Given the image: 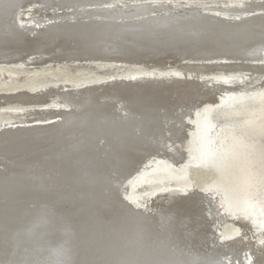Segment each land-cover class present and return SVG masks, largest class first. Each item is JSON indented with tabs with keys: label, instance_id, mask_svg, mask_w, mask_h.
<instances>
[{
	"label": "bare ground",
	"instance_id": "bare-ground-1",
	"mask_svg": "<svg viewBox=\"0 0 264 264\" xmlns=\"http://www.w3.org/2000/svg\"><path fill=\"white\" fill-rule=\"evenodd\" d=\"M51 1L55 2L0 0V48L17 54L5 58L16 65L15 70L7 71L19 80L29 75L34 64L42 68L45 63L78 62L79 70L101 71L88 77L87 85L78 82L75 89L69 88L75 85L72 79L63 76L50 80L53 85L40 92L19 87L0 92V100L9 108L47 106L50 97L70 104L66 108L57 99L50 108L21 111L24 115L13 125H0V162L7 166L6 171H0V240L5 242L0 254L8 257L0 264L34 263L39 252L47 248L44 234L48 241L71 235L76 250L71 264H241L237 254L245 249L251 250L250 264H264L262 239L250 242L242 232L257 222L251 197H238L237 193L226 197L233 199L235 221H228L224 230L228 238L220 242L221 234L217 236L214 229L222 218L211 205L213 194L202 187L178 188L185 182L166 181V177H179L185 169L183 163L195 155L202 122L196 120V113L202 118L209 108L221 104L218 96L225 86L236 87L245 81L242 77L258 74L261 82L252 98L263 107L249 115L251 118L258 113L244 127L221 129L224 141L230 143L227 148L234 150L232 159L220 171L209 174L217 173L219 180L238 175L234 177L238 183L256 181L255 171L249 169L250 155L241 149L235 152L242 141L234 133L242 129L259 135L264 124V50L256 47L262 54L258 61L251 54L258 51L252 45L264 43V0H154L133 4L129 3L134 0H73L70 4L83 1L81 4L94 6L97 13L79 12L66 23L37 30L43 12L34 7ZM24 2L33 6L28 17H12L19 15ZM220 4L225 7L220 9ZM229 11L235 12L233 18ZM241 15V19L236 18ZM24 28L33 31L25 34ZM30 55L33 57L27 60ZM216 59L220 61L213 62ZM83 61L98 63H79ZM236 63L252 69H241V79L228 83L226 72L238 67ZM136 64L138 69L118 72ZM152 68L160 74L137 72ZM168 69L174 74H161ZM189 70L221 74L225 81L209 84L200 75H187ZM36 71L40 72L36 75L49 73L43 68ZM58 79L66 83L59 85ZM100 98L121 102L129 112L116 114L118 105H108L110 101L101 104ZM246 99L228 100L224 96L221 100L228 102L232 111L244 108L247 112L250 104ZM112 111L119 117L117 122ZM34 113L41 116L25 117ZM53 115L59 117L53 120ZM9 118L13 117L3 120ZM160 157L167 158L168 163L152 169L142 166L148 159L159 163ZM141 166L138 181H142L130 185L133 181L129 176ZM244 173L246 179H241ZM170 185L172 188L160 190ZM134 187L140 188L139 202L131 199ZM57 228L61 235H56ZM8 234L15 238L8 239ZM20 242L28 247L25 255L16 248Z\"/></svg>",
	"mask_w": 264,
	"mask_h": 264
},
{
	"label": "rangeland",
	"instance_id": "rangeland-1",
	"mask_svg": "<svg viewBox=\"0 0 264 264\" xmlns=\"http://www.w3.org/2000/svg\"><path fill=\"white\" fill-rule=\"evenodd\" d=\"M62 1L61 0H59V1L55 0L56 5L54 4L55 2H52V1L51 2H44V3L42 2V3H39V5L34 7V9L36 8V10L38 8V10L41 13L43 12L41 14L40 19L38 20V23H37V26H38V28L36 27L37 30L43 29V27L45 29L47 27L55 26V25H58L61 23L62 24L66 23L67 21H69L70 18L76 17L79 14V12H83V13L89 12V14H96L97 13V11H94V9H93L94 6H92L88 3L87 4H81V2H83V1H77V2H79V4H70L71 1L73 2V0H65V2H64V0H62ZM150 1L153 2L154 0H138V1L134 0V1L130 2L129 4L139 3V2L150 3ZM156 1L163 2L162 0H156ZM164 1H166V0H164ZM169 1L172 3L173 2L175 3V2L181 1V0H169ZM169 1H167L166 4H168ZM202 1H208V0H202ZM74 2H75V0H74ZM58 3H59V6H58ZM40 4L42 5L43 9H42ZM152 4H154V3H152ZM46 6H48V7H46ZM49 6L51 7V9ZM104 6H106V5H104ZM208 6H212V5L209 4ZM215 7H219V4H217ZM224 7L225 6H223V8ZM32 8H33L32 3L27 4L26 2H24L19 7V10H18V12H20V13H18L19 15L13 14L12 17H15V15L18 19H21L20 18L21 16H24V18L28 17L27 13H29V11ZM46 8L49 10L47 11ZM223 8H222V5L220 4V9H223ZM55 11H57L58 13ZM229 13H230V16L233 18L235 12L229 11ZM47 14H48V16H47ZM240 17H242V15L238 16L236 18L241 19ZM43 20H45V21H43ZM53 22H54V24H53ZM41 23H43V24H41ZM45 23H46V25H45ZM39 27H40V29H39ZM28 28H24L25 30H22V32L25 34H31V32L33 31V28H31L27 31ZM30 30H32V31H30ZM261 46L264 47V43L261 44ZM261 46L260 45H254V46L252 45L251 48L257 47L258 49L260 48L259 50H264V48H261ZM259 50L258 51L255 50V52L251 51V54H255L257 56V58H259V59H257L255 57V60H257V61L261 59L260 55H262L261 51L259 52ZM8 54H10V55L7 56ZM11 54H13V56H11ZM15 55H17V54L12 53V50H8V48H6V47L0 48V57H1L0 58V62H1L0 63V69L3 70L1 72V76H0V80H2L0 83L1 84L0 85V92L11 91V89L15 88V87L25 89L26 91L31 90L32 92H35V91L40 92V90L44 89L46 86L53 85V83H51L50 80H54L56 78H61L63 76H66V78L72 79L71 80L72 84L73 85L75 84V85L72 87H69V88L75 89V88L79 87L78 82H81L82 84L85 83V85H87V83L88 84L90 83V79H88V77L98 76L99 74H97V73L101 71L100 70V71L96 72L95 70H90V69L86 70V71L85 70H79V68L77 67L78 62H74V63L64 62V63L57 64V65L45 63L44 64L45 66L42 67L43 71H45L47 73L49 72V73L48 74H42L41 73L42 75H36L35 73H40V72H37L36 70H38V71L42 70V68L40 67L42 65L34 64L33 66H35V68L33 67V69L30 70L29 75L19 80L18 76L16 77L11 72L7 71V70H11V69L15 70L16 65H15L14 61L5 59L6 57L12 58ZM225 56H226V58H229V57H227V54ZM228 56H229V54H228ZM32 57H33V55H30V56H27L26 59L28 60V59H31ZM226 58H225V61L227 60ZM216 61H217V59L213 60V62H216ZM218 61H220V60H218ZM261 61H264V58ZM261 61H259V62H261ZM18 62H20V61H18ZM236 62H238V63L242 62V64H244L245 60L244 61H241V60L238 61L237 60ZM79 63L83 64L85 62L83 61V62H79ZM97 63L98 62H87L85 64L96 66ZM112 63H114V62H112ZM238 63H236L238 67H235V68L230 67L229 71L226 72L228 74V76H227L228 78L226 79V81L228 83L236 82V81L241 79L240 76L243 75L241 73L242 71H240L241 69L242 70L252 69L250 67H244V68L242 67L241 68L240 64L238 65ZM3 64H5V66H3ZM53 64H55V63H53ZM214 65H217V64H214ZM30 66H32V65H30ZM129 66L130 67H126V66L122 67L121 69L118 70V72H124V71L126 72L127 68H128V70H130V68H131V70H133V69H138L140 67V65H138V64L132 65V66L129 65ZM135 66H137V67L135 68ZM230 66H232V65H230ZM61 67L63 68L62 71L59 70ZM96 70H98V69H96ZM102 70H104V69H102ZM168 70L169 71L161 72V74L162 75H167V74L173 75L174 74V70H172V69H168ZM189 71H186L187 75L191 74L190 76H196V77L200 75L199 77H202L205 80L210 81V82H208L209 84L212 83L214 85H217L218 83L225 81L220 76L221 74H219V76H215V74H212V75L204 74V73L198 74L194 70H192L190 72ZM193 71H194V73H193ZM137 72L141 73V74H148V75L155 74L154 72H157V74H160L154 68L150 69L149 71L145 70V71L141 72L138 70ZM258 77H260L258 74H251V75L249 74L244 78L242 77V80H245L242 84H238V86L231 87L229 89H227L225 86L224 89H226V90L222 91L221 95L218 96V101L221 104H217V105H214L213 107L209 108L208 111L206 112V115H204L202 118H201V116H199L198 113H196V120H201L202 122L200 124V127L198 129V133H197L198 134L197 138H198L199 142H198V145L196 147L195 155H194V157L189 158V162L183 163V166L185 169L180 174V176L178 175L179 177H177V178L175 177L172 179L166 177V181H168L169 184H171V182H173V181H181V182L186 183V185L178 186V188L191 189V188L202 187V190L213 194L214 198L213 197L211 198L209 196L212 199V200L210 199L212 201L211 205L216 212H219V214L221 215V218H222V220H220V223L216 222V225H215L216 228L214 227L215 229H217V230L214 229L216 235L218 236V234H221V237H219L220 242H221V240L228 238V237L224 236L225 235L224 234L225 228L229 227L228 221H235L234 216L232 215V205H231L233 199L231 201V200L226 199V197H228L230 195L232 196L233 194H234L233 197H235L236 193L238 195L240 194L238 197H246L248 195L249 197H251V199H253L254 206L252 207L253 208L252 211L255 213V217L257 219V222L252 223V225H251L252 227L249 230H246V231H244V230L242 231V229H240V230L243 233H246V235L249 237L248 240L250 242L255 241V240H259V239H262V243L264 242V237H263L264 236L263 235L264 234V124L261 127L262 131L259 135H255L252 132H247V131L242 130V129H240L239 131L236 130V132L234 133L242 141L241 147H238L237 145L235 146V149H236L235 152H237V151L239 152V149H241V151L243 153L246 151L250 155V157L252 158V163L249 164L250 165L249 169L255 171L254 176L256 178V181L253 180L249 184H246L245 183L246 180H244V183H243V181H241V183H238L234 179V177L238 176V175H235V176L231 175L229 180H227V179L226 180H224V179L219 180V179H217V173H216L217 171H220V169H222V167L226 166V164L228 162H230V160L232 159L231 152L234 151V150H230L227 148V145H229L230 143L228 142V140L224 141V139H223L224 134H223L221 129L223 127H231L233 129L232 131H235L234 129L235 128L237 129V127H244L245 124L248 121H250L251 118L256 117V115L258 113L254 114L251 118H249V115L252 114V112H254V110L262 109V107H263V104H261L258 101L254 102V99L252 98V95L254 96L255 94H257L256 89H258L257 86L261 82L260 79H257ZM85 78H87L86 81H85ZM106 80H108V79H106ZM109 80H110V78H109ZM56 82L59 83V85H63V83H66L65 80L61 81L59 79ZM82 84H80V85H82ZM56 86H58V85H56ZM56 86H55V88H56ZM32 87H33V89H30ZM63 89H65V88L59 87V90H63ZM223 95L226 96V99H228V100L234 99V98H243V97L247 98L245 101H246V104H250L249 105L250 110L245 112L244 108L243 109L239 108L240 112L238 110L232 111L231 110L232 106H229L228 102L223 103V100H221V99H224ZM57 99L58 100L60 99V101L63 103L64 106H66V108L70 105L67 100H64V99L62 100L61 98H56L55 100H52L50 97L47 100L48 101L47 106H33V107L24 108L23 110H21V109H15L12 107L9 108V107H7V103L4 100H0V105H2V107H0L1 108L0 109V120L2 122V123H0V125H2V126L13 125V124H15L14 121H16L18 119L17 117L20 116L22 118V116L24 115V113L21 114V111H27L28 109L39 110L42 108H50L51 106L56 105L55 103H56ZM109 101H110V103H108ZM99 102L101 104H107L108 103V105L113 103V101L111 99L109 100V98L108 99L107 98H100ZM233 103H237V100H233ZM113 104L118 105L117 109L114 107H111L113 111H114V109L117 110L116 114L119 113L120 115H124V114H127L129 112V110L127 108L126 109L123 108L124 105L122 106L121 102H114ZM263 111H264V109H263ZM112 114L114 115V112ZM10 116L13 117V118H11V120H10V118L7 119L6 121L3 120V119L8 118ZM34 116L37 117V116H41V115L36 114V113L31 114V115L25 114V117H27V118L28 117H34ZM57 116L58 115H53L51 117V119L54 120L55 117L57 118ZM114 118H113L114 122H117L119 120L118 116L114 115ZM184 123L185 124L188 123L187 117L184 118ZM14 126H16V125H14ZM217 137H220V138H217ZM221 138H222V140H221ZM107 142H109V141H107ZM104 143H106V140L102 141L100 144L103 145ZM153 160L154 159H150V160L148 159L145 163H143L142 166L143 167L149 166V168L152 169L153 167L160 166V165L162 167V166H164L165 163H168L167 158H164V157H160L157 160L159 163H155V162H153ZM0 163H1L0 164V171H6L7 170V166L5 165L6 163L3 161ZM145 164H146V166H145ZM36 165H38V164H36ZM142 166L140 167L142 169L138 168L137 171H134L129 176V181H131V182L133 181L132 183H130V185L131 184H137L138 182L142 181V179H139V181H138V178L142 174V171H143ZM214 167H216L217 170L214 169ZM37 169L40 170V168H37ZM212 170L216 171L215 172L216 174L213 173L210 176L209 174L211 173ZM35 171H36V169H35ZM196 173H198V175H196ZM241 176H239V177H241ZM245 176H247V175L244 173L243 178H241V179H246V178H244ZM117 185L118 186L121 185L120 182H118ZM238 186L241 187V189ZM170 188H172L171 185H170V187L169 186H165L164 188L162 187L160 190H168ZM139 190H140L139 187L138 188L134 187L131 190L132 192L130 195L132 196V198H131L132 200H136V201L138 200L137 198L140 197V192H141ZM160 190H156V191H160ZM153 194H154V192H152L149 195L151 196ZM124 195H123L124 200L129 201V199ZM138 202H139V200H138ZM231 223H232V225H236V224H234V222H231ZM58 228H59V226H58ZM58 228L56 229V235L57 234L61 235L62 233H59ZM65 234H67V233H65ZM44 236L45 237H42V238L46 241L45 244H47V248H45L39 252L38 259L34 260V263L32 261V264H67V263L71 264L73 262V260H75L74 258H76L75 257L76 256L75 255L76 250L73 249V241H72L73 238L71 237V235H67V236L63 237L64 240L61 239V241H59V239L57 240V238H54V239H51L50 241H48L49 237L45 234H44ZM7 237H8V239L15 238V236L13 234H8ZM2 244L5 245V242H2L0 240V247L2 246ZM16 248H17V250L19 249V253L22 255H25L28 253V251H27L28 247L25 245V242L17 243ZM1 249L2 248H0V253H1ZM9 252L7 251L6 254H8ZM1 254H0V262H4L5 259L7 261L8 257H2ZM237 257L239 258L238 263L250 264L251 263L250 262L251 250L245 249L244 251L238 253ZM18 261H20V260H18Z\"/></svg>",
	"mask_w": 264,
	"mask_h": 264
}]
</instances>
